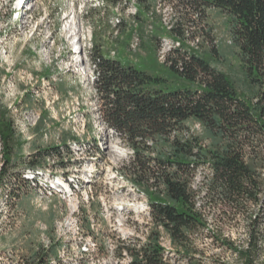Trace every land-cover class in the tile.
I'll return each mask as SVG.
<instances>
[{"label":"rangeland","instance_id":"1","mask_svg":"<svg viewBox=\"0 0 264 264\" xmlns=\"http://www.w3.org/2000/svg\"><path fill=\"white\" fill-rule=\"evenodd\" d=\"M106 1L0 0V129L8 124L13 136L7 149L0 139V168L8 150L12 161L0 181V264H23L20 258L39 246L57 254L43 264H128L129 257L120 253L123 243L139 245L147 238V199L128 182L124 169L130 152L98 112L93 45L107 58L161 76L168 88L186 87L159 57L161 41L176 39L172 30L179 27L181 52L194 51L245 90L242 67L229 45L226 13L210 9L200 19L169 0H156L151 15L140 11L136 25L126 19L115 34L109 19L118 11L124 14L127 5L116 11V4ZM135 35L141 47L133 52ZM60 144L69 146L70 154L63 147L59 154L41 153ZM209 172L207 166L199 168L192 184L200 192L197 207L207 218L206 227L191 236V254L199 264H240L220 240L245 245V222L216 228L203 197ZM160 243L167 264H188L166 235Z\"/></svg>","mask_w":264,"mask_h":264},{"label":"trees","instance_id":"2","mask_svg":"<svg viewBox=\"0 0 264 264\" xmlns=\"http://www.w3.org/2000/svg\"><path fill=\"white\" fill-rule=\"evenodd\" d=\"M169 2L200 19L210 9L227 14L229 45L236 51L246 87L240 92L227 74L194 51L181 52L180 46L166 54L165 64L188 86L168 88L161 76L107 58L93 45L90 60L100 119L130 152L124 166L130 173L127 179L146 196L151 219L146 240L133 246L123 243L120 253L129 257L128 264H167L160 243L164 234L188 264H199L190 239L206 227L207 214L197 207L200 192L192 184L197 170L207 166L203 197L216 228L222 231L218 224L238 220L245 222L248 233L243 246L224 237L220 245L240 264H264V226L259 225L264 218V0ZM135 3L139 20V12L147 13L156 0ZM174 33L180 41L182 30L175 27ZM194 123L200 133L191 128ZM1 125L0 139L7 149L12 131L8 124ZM62 147L70 154L65 144L41 153L46 156ZM10 154L8 150L0 168V181L12 164ZM51 257L57 258L54 248L39 246L20 259L23 264H43Z\"/></svg>","mask_w":264,"mask_h":264},{"label":"bare ground","instance_id":"3","mask_svg":"<svg viewBox=\"0 0 264 264\" xmlns=\"http://www.w3.org/2000/svg\"><path fill=\"white\" fill-rule=\"evenodd\" d=\"M111 1V0H110ZM101 2V1H100ZM98 2V3H100ZM102 3L103 5H105V3H107V1L105 2V0H102ZM110 3V2H108ZM112 4V3H111ZM113 5V4H112ZM111 5V6H112ZM127 7L125 8V13L122 14V13H118L119 11L118 10H121L122 11V8L124 6ZM97 6V4H96ZM114 6V5H113ZM106 8V7H105ZM102 9V8H100ZM115 9L116 11H118L117 13H115L110 19H109V22L112 21L114 24L113 26V29L115 30V34H117L119 32V29H120V26H122L124 24V22L126 21V19H129L131 20L130 22L132 23V25H136V15H137V8H136V3H135V0H128V3H127V0L124 1V4H119L116 3V6H115ZM104 10V8H103ZM150 15L152 14L151 12H149ZM129 22V21H128ZM129 24V23H128ZM171 28V25L167 27V30H170ZM141 37L139 35H135L130 43V49L131 51H137L141 46ZM180 46V41H175V40H162L161 43H160V48H159V51H160V58L163 60V62H165V59H166V54L172 49V48H178ZM166 49L167 48V52L166 54L163 52V49ZM79 54V53H78ZM84 55V54H83ZM81 60V61H80ZM80 61V62H79ZM77 63L78 64H81L82 63V59H77ZM95 79V76L93 78V80ZM109 131H111L109 129ZM112 133V131H111ZM50 183V182H49Z\"/></svg>","mask_w":264,"mask_h":264}]
</instances>
